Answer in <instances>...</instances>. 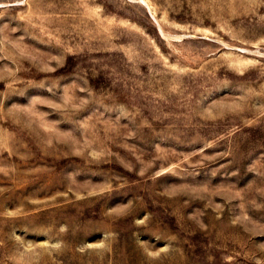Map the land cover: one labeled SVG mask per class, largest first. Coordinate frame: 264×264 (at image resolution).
<instances>
[{
  "label": "rangeland",
  "instance_id": "obj_1",
  "mask_svg": "<svg viewBox=\"0 0 264 264\" xmlns=\"http://www.w3.org/2000/svg\"><path fill=\"white\" fill-rule=\"evenodd\" d=\"M0 264H264V0H0Z\"/></svg>",
  "mask_w": 264,
  "mask_h": 264
}]
</instances>
